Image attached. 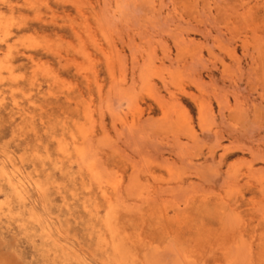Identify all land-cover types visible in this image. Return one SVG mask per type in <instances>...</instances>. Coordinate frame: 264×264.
<instances>
[{"label":"rangeland","instance_id":"374dc122","mask_svg":"<svg viewBox=\"0 0 264 264\" xmlns=\"http://www.w3.org/2000/svg\"><path fill=\"white\" fill-rule=\"evenodd\" d=\"M0 22V172L28 183L0 176V264H106L74 138L135 264H264V0H0Z\"/></svg>","mask_w":264,"mask_h":264},{"label":"bare ground","instance_id":"6f19581e","mask_svg":"<svg viewBox=\"0 0 264 264\" xmlns=\"http://www.w3.org/2000/svg\"><path fill=\"white\" fill-rule=\"evenodd\" d=\"M1 23V22H0ZM4 24V23H3ZM1 26V24H0ZM3 28V27H2ZM5 32V31H4ZM2 63V62H1ZM7 64V63H6ZM2 65V64H1ZM5 66V65H4ZM37 67V66H36ZM46 72V71H45ZM5 78V76H4ZM29 83V82H28ZM11 88V87H10ZM91 109V108H90ZM26 112V111H25ZM33 112V111H32ZM9 116V115H8ZM37 116V115H36ZM39 116V115H38ZM92 120V119H91ZM124 123V121L122 122ZM71 124V123H70ZM94 125V124H93ZM188 125V124H187ZM91 127V126H90ZM89 130V127H88ZM93 136V135H91ZM68 137V136H67ZM87 135L84 134V138H86ZM79 138V137H78ZM91 139V138H90ZM86 140V139H85ZM88 140V139H87ZM74 143V149L73 152L75 154L74 157H77L78 161H80L81 165L86 169V171L89 173V175L92 177L93 180H96L98 183V188L106 200L109 210L107 212L106 217L102 220L100 228V232L98 233V246L102 249H104L103 254L106 256V264H135V256L128 251L127 249V243L126 239L122 234L119 232L117 229V226H115V222L113 221L114 216L116 215V206L118 207L119 205L124 206L125 202H122V197L120 193V186L115 184L118 183L116 181H112L111 179H108L107 181H104L103 179V173L100 170V165H98L97 161L95 160L94 157H92V151L88 149V147H91L90 145L86 148L82 145L79 144V142L74 138L73 139ZM94 145L92 142L89 143ZM92 148V147H91ZM61 151L63 154L67 157L69 155H73L71 153V149L67 145H62L61 146ZM95 154V153H94ZM48 157V156H46ZM101 158V157H100ZM101 164V163H100ZM104 169V168H103ZM1 179L6 183V186L11 191V194L19 198V200L25 202L26 200V194L28 192V183L25 180L24 177L20 176L17 174L16 171H6V169L1 170ZM117 175V174H116ZM116 177V176H115ZM134 177V176H133ZM117 178V177H116ZM0 179V180H1ZM135 179V178H133ZM132 179V180H133ZM91 180V181H93ZM131 180V181H132ZM133 182V181H132ZM96 183V184H97ZM131 183V182H130ZM121 184V181H120ZM37 189L41 191L43 188L41 185L38 184V182L35 183ZM129 186V184H127ZM127 185L125 184L126 188ZM135 185V184H134ZM131 186V185H130ZM135 185L134 187H136ZM90 187V186H89ZM263 187V186H262ZM91 188V187H90ZM124 189V188H122ZM128 189V188H127ZM134 189V188H132ZM112 190V192H111ZM129 194V193H128ZM151 195V194H150ZM123 196V195H122ZM130 196V195H129ZM128 196V197H129ZM139 196V195H138ZM157 197V196H156ZM161 197V196H160ZM130 198V197H129ZM124 200V199H123ZM128 202V201H127ZM6 205V204H5ZM115 206V207H114ZM127 206V205H126ZM120 208V207H119ZM2 209V204L0 202V210ZM94 210H97L94 209ZM107 211V210H106ZM90 213L94 212L92 210H89ZM2 212H0V215ZM21 216V215H20ZM185 216V215H184ZM187 217V215H186ZM192 219V218H191ZM116 220V219H115ZM193 220V219H192ZM117 222V221H116ZM193 222V221H191ZM184 223V222H182ZM180 224V223H179ZM161 225V224H160ZM179 226V225H178ZM225 226V225H224ZM155 227V226H154ZM152 225V228H154ZM87 228V227H86ZM184 228V226H183ZM180 229V228H179ZM180 231V230H179ZM57 244V243H55ZM59 246V245H58ZM182 247V246H181ZM160 253V252H159ZM183 254V253H182ZM144 256V255H143ZM174 256V254L172 255ZM160 258V257H159ZM190 258V257H189ZM194 258V257H193ZM243 259H246V257ZM180 260V259H179ZM191 260V259H190ZM188 259L187 264H193L191 261ZM67 261V260H66ZM187 259H185L184 262H186ZM61 262V261H60ZM64 262V261H63ZM163 262V261H162ZM65 263V262H64ZM146 264V263H145ZM151 264V263H150Z\"/></svg>","mask_w":264,"mask_h":264}]
</instances>
